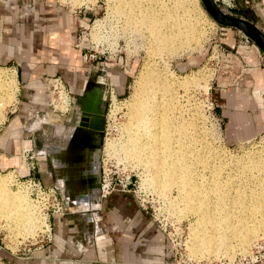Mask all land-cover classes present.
Instances as JSON below:
<instances>
[{"label": "rangeland", "instance_id": "1", "mask_svg": "<svg viewBox=\"0 0 264 264\" xmlns=\"http://www.w3.org/2000/svg\"><path fill=\"white\" fill-rule=\"evenodd\" d=\"M42 1L39 0V2ZM54 1L66 10L72 12L80 11L82 17L86 16L88 18L78 22L74 45L77 50H81L82 61L94 65L89 66L93 73L90 76L91 82L88 84V89L99 90L104 99L101 104L103 118L100 147L99 149L97 147L89 151H83V159L80 162H75L74 167L64 164L66 163L65 144L70 134L75 130L81 113L78 108V99L80 97L75 96L73 90H70L73 93V103H71L67 111L62 113L55 112L51 106L49 101L52 96L51 81L56 77H61L59 75L46 80V87L43 93L47 100L44 102L43 111L36 112L35 108H27L21 115L18 129H14L15 132L9 134V136L14 139L13 141H20L24 134L31 136L34 140V145L31 150L30 148L28 150L37 158L36 162H38L39 166L47 164L50 167L51 176L54 178L53 162L59 161L60 165L58 168L62 177H59L60 180H58L63 186L66 184L77 186L76 183L78 182H76V179L81 175L86 178L90 175L94 176L93 184L90 185L88 181H85L82 182L81 187H72L75 192V204L80 207H85L89 204L87 194L89 191H93L95 187L97 166L99 167L100 176L103 169H105L108 182H115L117 177L122 180V183H125L126 178L131 176L136 187H133L132 191L126 194H129L140 208L142 206L145 207V211L152 220L154 219L156 224H158L157 220H159L165 226V230H162V232L168 237L172 246V264H264V235H262L264 233H260L256 239L244 248L238 246L230 250L228 256H202L198 252L195 254L196 252L192 249L191 230H189L194 218L187 214L186 207L181 202L176 188L173 186L165 189V196H162L163 193L152 188L145 180L143 166L137 163L135 159L124 154L126 153L125 149L121 151L126 144V126L130 115L129 112H131L130 109L133 106L139 76L146 69L152 68L154 72H158L163 77V80L165 79V82L171 83V87L175 85L178 96L186 94L189 101L185 102L184 99L182 100L181 104L185 110L181 109L182 113L180 111L181 106L177 104L178 108L175 110L176 121L179 122L186 119V122H183L186 127L184 125L183 127L186 128L187 133L192 138L196 136L194 138H196L197 144L194 146L200 147L201 154L207 155L208 160L211 158L210 162L214 160L213 163H233L237 160L240 162L242 160L243 164H247L249 157L263 154L264 52L236 28L216 22L208 14L201 0H183L187 9L190 10L188 12L193 23L197 24L201 32H204L202 37L198 39L199 44L194 41V43L190 42L189 48L191 50H178V53L168 56L151 54L149 50L151 49L150 46L153 45L150 39L147 38V34L141 35L138 31L128 30L125 27L127 23H124L127 20L124 19L126 14H119L123 10L121 8L123 0L120 2L119 0ZM248 1L249 4H244L240 0H215L223 12L233 17L245 19L264 34L263 15H261L262 13L259 10L255 12L256 9H254L253 3L251 0ZM118 5L121 6L119 7ZM259 7L262 9V6ZM117 8L119 12H115L118 10ZM241 11H244L245 14L242 15ZM112 18L118 21L115 22ZM95 19L102 20L98 34H94V29L92 28V22ZM17 25L19 28V25L22 24ZM147 39L150 42L147 43ZM90 42H94V45H90L92 44ZM91 46L93 47L91 48ZM102 52L104 53L103 55L101 54ZM84 54H87V60H84ZM90 55H92L91 58H89ZM101 77H104L103 80ZM0 78V82L4 83L8 88L9 94H12L10 95V99H12L10 102H12L7 107L5 119L0 124V133H2L8 125V120L11 116L10 112L17 101L18 83L14 70L8 66H0ZM185 81H190V84L188 83L189 85L183 87ZM141 87L144 88L145 85ZM47 114H53L51 120L56 118L61 120V125L56 127L53 124L42 123L44 115ZM37 118L41 120L40 124L33 126L32 124ZM91 120L96 121L100 125L99 119L92 118ZM179 125L181 123H178ZM192 125L197 127H192ZM63 127L67 131L66 134L65 131L62 134L60 132ZM59 128H61L60 131H58ZM191 131H193L192 134L190 133ZM56 135L58 140L61 138L59 141L62 145L59 147L53 143L51 150L48 151L47 146L51 142L56 141ZM63 135L64 141L62 140ZM94 138H96L95 135ZM109 142L116 144L117 147L113 149L114 151L107 148L110 147L108 145ZM49 154L52 156L53 162L47 156ZM17 157L19 158L20 166L0 172V196L5 193H11L12 195L16 194L18 198L22 196L21 199H25L28 203L30 202V219L32 217L33 220L31 221H34L31 229L36 231L33 233L35 236L38 229H40L39 226L42 225V221L37 215V208L28 198L25 189L16 182V177H25L28 172L27 162L24 160L22 151ZM90 158L92 159V164L89 162ZM91 167L93 171L90 170ZM51 187L56 188L59 194H62V187V189L58 185ZM141 188L148 189L152 193L146 191V196L142 197L140 195ZM85 196L87 197L82 199ZM139 198L144 199L145 202L139 200ZM70 208L73 210L79 209L73 205ZM153 209L155 213H153ZM34 216L35 218H33ZM27 223L29 224V222H26V225ZM29 226L31 227V225ZM35 226L37 230L34 228ZM25 230L26 228L20 229L15 221H9L4 218L2 211H0V264H9L4 259L5 255L12 254L11 256L13 257H21L13 254L16 252L17 247L12 241V237L13 240L17 237L22 239L34 237L33 235L25 236L28 233Z\"/></svg>", "mask_w": 264, "mask_h": 264}, {"label": "bare ground", "instance_id": "2", "mask_svg": "<svg viewBox=\"0 0 264 264\" xmlns=\"http://www.w3.org/2000/svg\"><path fill=\"white\" fill-rule=\"evenodd\" d=\"M184 3L183 0H123L122 12L118 8L115 12L126 14L124 23L127 22L125 27L128 30L147 34L153 45L149 50L151 54L168 56L178 50L190 49V42H198L204 33L193 23L190 10ZM164 80L152 68L140 74L126 126V144L121 151L125 149L124 154L143 166L145 180L163 193L162 196H165V189L176 188L187 214L194 218L189 230L195 254L228 256L230 250L238 246L244 248L264 233V152L249 157L247 164L242 160L210 162L211 158L209 161L207 155L201 154L200 147L194 146L196 136L192 138L184 128L186 119L176 121V108L181 106V111L184 108L182 100L189 101L186 94L178 96L175 85H172L174 90L171 83ZM189 82H182L184 86H181L185 87ZM10 95L7 86L0 82V124L12 102ZM40 121L37 118L32 125ZM111 142L107 148L113 150L117 146ZM95 189L99 198L96 180ZM21 198L16 194H3L0 196V211L4 218L15 221L20 229L26 228L28 233H24L25 236L33 235L30 202Z\"/></svg>", "mask_w": 264, "mask_h": 264}, {"label": "crops", "instance_id": "3", "mask_svg": "<svg viewBox=\"0 0 264 264\" xmlns=\"http://www.w3.org/2000/svg\"><path fill=\"white\" fill-rule=\"evenodd\" d=\"M240 2L244 3L243 0ZM251 2L255 12L261 11L264 18V0ZM241 14L244 15V11ZM255 15L259 17L257 13ZM81 17L80 11H68L54 0H0V66L12 68L18 83L17 101L7 127L0 133V172L15 169L20 164L17 155L23 153L24 148L31 150L33 147L31 136L24 134L20 141H13L9 134L18 129L21 115L27 108L43 111L47 79L61 76L75 96H81L91 82L93 72L89 66L94 65L84 63L81 50L74 45L78 22L88 19ZM17 24L22 25L18 28ZM51 116L53 114L44 115L42 123L61 125V120H51ZM91 121L97 125L96 121ZM64 131L63 127L61 134ZM59 140L57 137L51 142L48 151L53 143L61 147ZM78 156L72 155L64 164L74 167L75 162L83 159L82 154ZM89 162L92 164V159ZM54 164L59 179L62 177L58 168L60 162ZM49 168L47 164L38 165L33 175L45 186H56L58 182L51 176ZM93 177L90 175L89 180L82 182L93 184ZM88 194L87 206L76 204L79 209L73 210L71 204L66 203L67 214L51 218L52 240L49 243L34 249L27 259L12 254L5 255L4 259L9 264H172L168 237L129 194L114 193L100 199L95 187Z\"/></svg>", "mask_w": 264, "mask_h": 264}, {"label": "built area", "instance_id": "4", "mask_svg": "<svg viewBox=\"0 0 264 264\" xmlns=\"http://www.w3.org/2000/svg\"><path fill=\"white\" fill-rule=\"evenodd\" d=\"M245 4H249L248 0H243ZM113 17V16H112ZM115 22L118 21L115 18H112ZM102 20L95 19L92 22V28L94 29V34H98V30H100ZM92 43V42H90ZM94 43V42H93ZM90 45H94V44ZM96 43V42H95ZM97 44V43H96ZM93 46H91L92 48ZM104 54L103 52L101 53ZM90 55L89 58H91ZM84 60H87V54L83 56ZM51 99L49 100L51 106L53 107L55 112H65L70 107L71 103H73V93L70 91L68 86L64 83L61 77H56L51 81ZM24 160L27 162V175L25 177H16V182L25 189V192L33 203V205L37 208L38 217L42 221V225L40 229L37 231L34 237H29L26 239H22L21 237L14 238L12 237V241L15 243L17 247L16 252L13 253L15 256H21L18 258L27 259L30 253L40 246L49 243L52 240V226L50 219L53 216H64L68 212V207L66 206V202L62 196L59 194V191L51 186L43 185L39 180H37L33 173L36 171L38 162H36V157L34 154L30 152V150L25 149L23 151ZM100 188H99V197L100 199L106 198L110 194L113 193H130L133 187H136L131 179V176L126 178V182L122 183L121 179L115 178V182H108L107 174L105 169H103L102 174L100 176ZM135 182V181H134ZM140 189V188H139ZM141 196L145 197V192L152 193L150 190L141 188ZM134 192V191H133ZM144 201V199H140ZM162 201L161 199H159ZM163 202V201H162ZM160 202L162 205L163 203ZM144 210L145 207L142 206ZM153 213L154 209H153ZM152 216V215H151ZM155 219L156 217L153 216ZM154 220V219H153ZM158 226L161 230H165V226L161 221L157 220ZM172 241V240H171Z\"/></svg>", "mask_w": 264, "mask_h": 264}, {"label": "water", "instance_id": "5", "mask_svg": "<svg viewBox=\"0 0 264 264\" xmlns=\"http://www.w3.org/2000/svg\"><path fill=\"white\" fill-rule=\"evenodd\" d=\"M201 1L203 2V5L206 11L208 12V14L216 22L225 26L236 28L238 31L246 35L249 40L253 41L264 52V34L256 26H254L252 23L246 21L243 18L233 17L226 14L218 7L215 0H201ZM102 100L103 97L99 90H94L93 93L87 94L86 96L81 98V101L78 106L81 116L79 118V121L75 127L73 134L65 144L66 147L65 159H67V161L72 157V155L78 156V153L82 154L81 151H85V150L89 151L97 147L99 149L101 143V132H102L101 126H102V118H103V111L100 106L103 102ZM92 118L99 119L100 125L98 124L93 125L91 121ZM94 134L97 138V140L95 138L96 142L94 141V138L92 136ZM78 149H80L81 151L77 152ZM47 156L52 159V156L50 154ZM53 168H54L53 172H54L55 180L58 182L57 185L60 188L62 187L64 191L66 190L65 192L63 191V198L65 202L73 206H77L74 200L75 192L72 189L75 187H81L82 181L89 180L90 178L87 177V179H84V177L81 175L79 176V178L76 179V182H78L76 183L77 186L76 185L72 186L69 184H66L65 186H61L57 178V168L55 167L54 162H53ZM97 169L98 170H97L96 181H97V188L99 191L100 175H99L98 166ZM98 197H99V192H98Z\"/></svg>", "mask_w": 264, "mask_h": 264}, {"label": "flooded vegetation", "instance_id": "6", "mask_svg": "<svg viewBox=\"0 0 264 264\" xmlns=\"http://www.w3.org/2000/svg\"><path fill=\"white\" fill-rule=\"evenodd\" d=\"M93 91H94V90H92V89H88V86H87V88H86V90L83 92V94H82L81 96H77V97H80V98L78 99V104L80 103L81 98H83V97L86 96L87 94L93 93ZM102 101H104V99H103ZM78 106H79V105H78ZM100 106H101V105H100Z\"/></svg>", "mask_w": 264, "mask_h": 264}]
</instances>
